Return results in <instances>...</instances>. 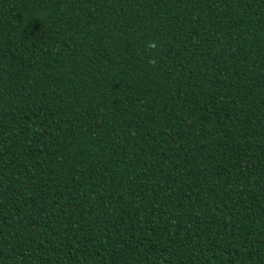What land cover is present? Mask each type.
Instances as JSON below:
<instances>
[{
    "label": "trees",
    "instance_id": "obj_1",
    "mask_svg": "<svg viewBox=\"0 0 264 264\" xmlns=\"http://www.w3.org/2000/svg\"><path fill=\"white\" fill-rule=\"evenodd\" d=\"M0 264H264V0H0Z\"/></svg>",
    "mask_w": 264,
    "mask_h": 264
},
{
    "label": "clouds",
    "instance_id": "obj_2",
    "mask_svg": "<svg viewBox=\"0 0 264 264\" xmlns=\"http://www.w3.org/2000/svg\"><path fill=\"white\" fill-rule=\"evenodd\" d=\"M146 47H147V49H148L149 52H155L158 49V45L154 41H149L147 43ZM150 63H152L153 65H155L156 60L153 59V60L150 61Z\"/></svg>",
    "mask_w": 264,
    "mask_h": 264
}]
</instances>
